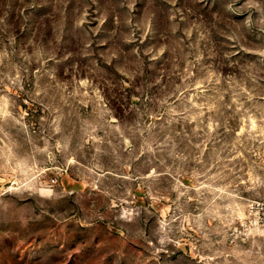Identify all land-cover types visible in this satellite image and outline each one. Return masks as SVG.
<instances>
[{
  "label": "rangeland",
  "instance_id": "374dc122",
  "mask_svg": "<svg viewBox=\"0 0 264 264\" xmlns=\"http://www.w3.org/2000/svg\"><path fill=\"white\" fill-rule=\"evenodd\" d=\"M0 264H264V0H0Z\"/></svg>",
  "mask_w": 264,
  "mask_h": 264
}]
</instances>
